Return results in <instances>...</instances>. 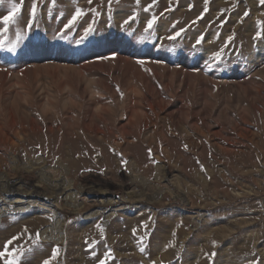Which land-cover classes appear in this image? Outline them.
Returning <instances> with one entry per match:
<instances>
[{
    "label": "rangeland",
    "instance_id": "obj_1",
    "mask_svg": "<svg viewBox=\"0 0 264 264\" xmlns=\"http://www.w3.org/2000/svg\"><path fill=\"white\" fill-rule=\"evenodd\" d=\"M263 80L261 0H3L0 112L105 159L76 183L55 154L9 161L53 194L0 204V264H264Z\"/></svg>",
    "mask_w": 264,
    "mask_h": 264
},
{
    "label": "bare ground",
    "instance_id": "obj_2",
    "mask_svg": "<svg viewBox=\"0 0 264 264\" xmlns=\"http://www.w3.org/2000/svg\"><path fill=\"white\" fill-rule=\"evenodd\" d=\"M260 116H262V114ZM44 121L47 123L48 120L45 118ZM38 131L39 134H41L40 136L42 138V143L40 144H38L37 141L38 139H35L36 142H33L32 140V138L38 136V132L33 127L23 122V120L15 116L13 112L10 111L0 112V172L2 171V169H6V171L8 172V177L4 181L2 180L3 182L1 183L2 189L0 196V204L6 203V199H9V197H10L9 202L15 200V202L12 203L18 202V203L29 204L30 202L33 203V201H36L37 198L43 196L42 193L47 190L50 191V194H53V188L51 189L50 184L47 183L48 181L47 179H45L46 175L45 176L43 175V179H42L45 182V184H43L41 187L35 185L36 187L34 188V186H32L31 184L32 183L31 181L33 179V175L35 174V171L33 170H32L33 172L18 171L17 168H15L16 166L13 167L9 165L10 162L17 163V162H21L22 160H25L26 158L35 157L37 154H44V157L46 158L45 162L53 164L52 161L50 160V157L53 156L52 158H55L56 157L54 156L55 154L58 156L57 157L58 162L55 164H57V166H62L63 164L66 163L67 164L66 167L69 170L66 176L69 177L71 176L74 183L78 182L79 180L88 178V175H90L92 171L95 170L98 171L102 169L101 165L104 164V159H105L104 154L102 153L95 154L94 152H92L94 147L93 144H91L90 140H88L89 143L83 144V150L85 153L81 154L78 158H74V153L72 151L69 152L68 145H70L71 143H69L68 139L66 138L63 139L60 137L59 145H60V149L62 150L55 153L54 149L51 146V141L53 137H55L54 136L55 131L52 129H44V130L39 129ZM79 133L72 132L71 137L74 138L75 140H83V139L87 140V138L91 140L93 139L91 138L93 134L90 132L80 131ZM58 134L59 133H57V135ZM100 141H99L100 143H104L103 138H101ZM67 143L69 144L67 145L66 150H64L65 148L63 149V146L66 145ZM37 146L39 147V149L33 150V148ZM114 152L117 157L121 158L120 149L118 146ZM8 153L13 155L14 160L13 158L12 160L7 159ZM88 162H92L93 164L90 165L88 164ZM63 173L64 171L61 168L60 171L54 173L51 178H53L54 179L53 181H55L59 177V175ZM20 187L22 188L21 191L19 190ZM31 187L33 188L30 189ZM84 193L89 196L105 195L102 192H98L88 188L84 190ZM82 201L84 205L82 210H87L91 206V204H88L86 200H82ZM31 215H35V216L31 217L27 221H24L20 225V227L23 226L31 227V230L33 231L40 224L41 219H46L48 221L50 219L48 216L42 215L41 211L39 210L32 211L31 209H28L16 215H12V216L10 215L11 216L10 219L11 220L19 219L23 217H29ZM34 237L35 235H31V236L24 235L23 237L18 239V241L26 244L28 243L29 240L34 239ZM43 238L46 239L45 240L46 242L51 240L50 237L45 235L43 236ZM8 240L11 242L16 241V239L13 237H10V239ZM8 240L6 241L9 242Z\"/></svg>",
    "mask_w": 264,
    "mask_h": 264
},
{
    "label": "snow or ice",
    "instance_id": "obj_3",
    "mask_svg": "<svg viewBox=\"0 0 264 264\" xmlns=\"http://www.w3.org/2000/svg\"><path fill=\"white\" fill-rule=\"evenodd\" d=\"M2 2H3V0H0V3H2ZM261 2L264 3V0H261ZM17 11H19V9H17L15 6H13L12 11L9 12L8 15H6V16L3 17L2 22L3 23H11V22H14V20H15V13ZM32 14L33 15L35 14V6H33ZM79 15H80V13L77 12L76 15H74L72 17V20L69 21V24L73 23L76 20L77 16H79ZM149 28H151V24H149ZM11 50L12 49H9V51H11ZM9 243H11V241H9ZM5 254H6L5 252H0V257L5 256ZM6 264H19L18 258L15 257V256H13L11 260L6 261ZM45 264H48V262L45 261Z\"/></svg>",
    "mask_w": 264,
    "mask_h": 264
}]
</instances>
